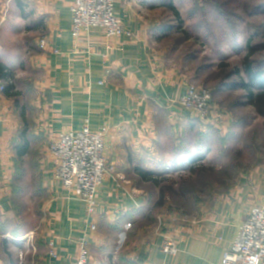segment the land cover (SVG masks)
Here are the masks:
<instances>
[{"label": "crops", "instance_id": "crops-1", "mask_svg": "<svg viewBox=\"0 0 264 264\" xmlns=\"http://www.w3.org/2000/svg\"><path fill=\"white\" fill-rule=\"evenodd\" d=\"M13 1L0 0V13ZM155 1L115 0V13L132 37L107 38L95 27L75 39L74 0H16L20 16L29 10L36 32L48 42L36 57L44 72L37 131L53 141L86 124L92 130L107 127L104 155L115 173L105 176L96 213L89 215L85 201L55 180V160L45 148L44 233L15 236L7 221L15 216V146L24 123L16 97L0 77V264H75L82 244L89 250L88 264H221L250 209L264 205L262 166L229 193L150 235L127 258L117 257L119 236L146 202L141 172L170 153L166 146L179 131L199 122L177 102L187 77L168 64L155 43L161 25L154 17ZM168 240L176 244L175 254L163 250Z\"/></svg>", "mask_w": 264, "mask_h": 264}, {"label": "rangeland", "instance_id": "rangeland-1", "mask_svg": "<svg viewBox=\"0 0 264 264\" xmlns=\"http://www.w3.org/2000/svg\"><path fill=\"white\" fill-rule=\"evenodd\" d=\"M23 16L16 0L0 13L1 20L5 18L0 21V62L13 75L11 83L33 136L30 151L17 161L15 216L7 225L14 226L15 236H32L44 233L49 195L41 166L51 141L37 131L43 116L39 84L44 72L36 57L42 53L43 38L30 11ZM154 17L161 24L155 43L168 64L189 84L212 91L214 112L208 121L179 131L166 146L170 153L145 171L146 202L118 238L117 257L122 258L150 235L229 193L244 176L264 166V115L244 89L249 82L247 65L264 75V0H157Z\"/></svg>", "mask_w": 264, "mask_h": 264}, {"label": "built area", "instance_id": "built-area-1", "mask_svg": "<svg viewBox=\"0 0 264 264\" xmlns=\"http://www.w3.org/2000/svg\"><path fill=\"white\" fill-rule=\"evenodd\" d=\"M115 0H74L72 4V35L79 39L91 28H100L107 38L133 34L115 13ZM40 46L46 49L48 42L41 39ZM1 90L4 87L1 86ZM180 106L189 111L193 119L208 121L214 112L213 94L210 89L189 84L178 98ZM108 128L92 130L88 124L77 131L62 133L50 142L49 151L55 160L54 178L69 194L85 201L89 215L97 210V196L105 176L114 174L104 155ZM96 230V226H92ZM75 264L89 263V250L85 244L79 249ZM163 250L175 254L176 244L165 242ZM21 252V259H23ZM221 264H264V205H254L247 218L239 225L230 247L224 251Z\"/></svg>", "mask_w": 264, "mask_h": 264}, {"label": "trees", "instance_id": "trees-1", "mask_svg": "<svg viewBox=\"0 0 264 264\" xmlns=\"http://www.w3.org/2000/svg\"><path fill=\"white\" fill-rule=\"evenodd\" d=\"M246 66V65H245ZM246 74L249 82L245 84L244 89L248 90V95L251 103L257 108L258 112L264 115V75L251 70L250 64L246 66ZM9 68L0 62V77L7 84V92L11 93L12 96L16 97V101L20 107V101L18 100V92H15V84L11 83L13 75L8 71ZM10 82V83H9ZM220 91V88H219ZM21 116L23 119V129L19 135V143L15 146L17 153V161L24 158L31 149L33 136H31V126L32 124L28 121L27 113L24 107H20ZM142 177L149 180L146 173L141 172Z\"/></svg>", "mask_w": 264, "mask_h": 264}]
</instances>
